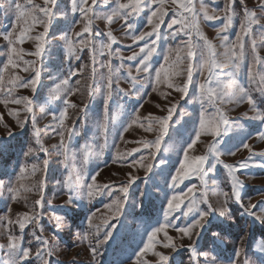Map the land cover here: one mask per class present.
Masks as SVG:
<instances>
[{
	"label": "rangeland",
	"instance_id": "rangeland-1",
	"mask_svg": "<svg viewBox=\"0 0 264 264\" xmlns=\"http://www.w3.org/2000/svg\"><path fill=\"white\" fill-rule=\"evenodd\" d=\"M23 2V0H21ZM34 3L43 6V0H33ZM127 2V0H122ZM199 8V0H193ZM205 3L211 10H217L221 19L206 21L200 18V27L207 38L212 41L216 48L217 57L222 59L224 48L222 40L217 36V30L224 23L223 8L225 0H205ZM259 0H245L246 6L250 10L258 9ZM0 29L8 30L13 25V13L9 10L6 0H0ZM68 6V0H58L57 7L64 9ZM110 4L107 7L111 8ZM98 8L104 6L97 3ZM168 10V16L165 17V23L161 26L162 36H168V39H162L159 42L157 53L151 60L152 74L160 68L164 63L163 57L167 48L176 49L180 40L186 39L182 34H178L176 39L169 36L170 30L167 24L175 11L176 6L171 4V0L165 5ZM233 8L237 12L233 24L225 33L229 42H235V37L239 34V25L242 19V8L240 0H235ZM147 11L142 13L134 21V31L136 33L142 31H150L147 25ZM79 21V14H69L68 16H59L49 28L47 43L45 45V55L42 58V65L37 61L36 67L41 71V83L36 93H32L31 89L22 87H14L9 83V78L19 76L20 81L17 84L28 80L34 73L29 70L23 71L22 60H18L19 67L9 68L8 73L0 72L3 83H0V101L5 99L11 100L13 97L27 96L32 101L33 113L28 114L24 111L23 104L0 103V181H3L4 187L0 188V245L7 246L9 244L8 234L21 236L18 221L23 220L24 214L40 213V225L43 227L41 234L36 229L37 235H42L43 239L49 242V248L52 255L46 257L49 264H134L136 254L147 243L146 234L154 227L165 222L164 211L166 210V201L171 195H179L187 192L189 187L195 186L197 196L200 194V179L196 175H191L185 179L183 183H178L175 187L171 183V177L175 175L180 162L183 160V152L188 142L194 138V133L198 127V119L201 111L199 100L198 82H204L208 76L204 71L203 77L196 71L197 62L200 59L199 54L193 61V84L189 87L187 97L182 93L175 91L173 88L167 87V82L159 85L154 80L144 79L141 73L138 77L139 83L136 85L139 89L138 96H124L118 91L116 78L114 77L113 95L108 101L109 121L106 147L103 155H96L100 145L104 144V136L100 133L99 125L103 121V113L105 106V91L103 85L106 83L105 76L108 69L102 67L103 62L111 60L114 72H117L119 79V88L130 91V82L127 79L125 70L120 69V59L116 56L111 58L107 54H101L99 42L106 40V31L111 30L117 38V43L113 44V50L119 51L125 58L131 55L132 50H138L145 44V41H139L133 44L129 36L125 35L122 28L123 21L116 20L111 26H107L102 19L94 21L93 29L101 31L100 37H92L95 46V64L90 60L89 48L79 49L83 46L78 45L77 51L81 59H68L63 47L64 41L61 39L63 33L68 32L69 28L75 25L74 32H80L83 28V22ZM133 22V21H130ZM264 23V20H262ZM179 27L174 26V28ZM259 25L253 27V32L257 35V45L259 56L264 58V46H261L259 33L257 29ZM19 31V29H18ZM43 32V26L37 25L23 44L17 45L23 50V60H37L35 56L26 53L34 52L38 41L34 37ZM87 34L85 33V37ZM74 40L78 37L73 36ZM197 37L194 35L193 40ZM246 61L239 74V82L249 88L251 94L256 100L257 107L264 112V95L256 91L257 84L249 85L247 78V67L251 60L252 53L250 49V40L245 37ZM7 44L0 37V69L6 62ZM184 58V63L180 64L171 76L175 86H183L187 77V58L186 51L180 53ZM176 53L172 54L170 63L174 60ZM128 66L135 68L137 61L124 60ZM83 65H87L83 72L77 71ZM95 68L93 75L92 68ZM69 70L75 71L70 80V87L75 90L74 95L67 96L69 103L76 104L75 109L69 108L68 119L65 120L67 127L75 125L80 130L79 136H74L70 141L65 133L66 143L69 144L70 159L68 161L70 169L80 168L84 176V183H92L95 177V189L97 192L91 198L82 197L68 203V195L64 181L67 171L64 168L63 157L59 149V135L53 132L57 122L53 116H59L65 107L63 94L58 99L50 102L48 97L51 90L60 80L68 75ZM221 71V70H217ZM231 71L230 66L225 67L221 71V80L227 82L229 77L225 75ZM135 75V71H133ZM258 79V78H257ZM79 80V83H77ZM89 86L92 87V96L88 95ZM9 88L13 91L9 93ZM153 88L156 90L153 91ZM229 92L230 89H225ZM176 105V111L169 122L168 135L161 143V150L155 156H149V151L154 149H144L143 142L155 141L159 135L158 125H153L152 131H146L148 126V117H166L168 109L172 105ZM87 105V108H85ZM44 107L45 111L41 112L40 108ZM223 110L229 116L232 122L231 130L228 135L222 136L219 149L224 152L221 157L223 163L235 165L240 161L252 157L250 167L242 169L237 173L243 181L244 187L240 190L241 202L247 206L249 204L256 205L251 211L260 214L261 208L264 207V167H257L256 164L264 163V157L252 155L247 149L241 147L247 142L258 153L264 151V140L260 139L264 134V121L256 119V113L250 110V106L244 104H226L222 106ZM80 109H84L83 112ZM214 109L209 108L208 113H212ZM19 113L14 118L10 113ZM138 113L139 120L132 124L126 132L123 128L136 119ZM244 113H248V117H244ZM35 116L37 126L41 129V137L47 152L39 150V146L35 143L34 130L31 122L32 116ZM27 117V122L23 128L17 124V119L23 121ZM141 124L144 127H141ZM59 131V129H57ZM11 132V135H9ZM121 136L123 139H121ZM215 138L210 135H202L200 140L193 148L188 150L189 159L205 155L207 147ZM140 142V143H138ZM87 144L93 151L87 165H81L82 149ZM29 148L36 149L33 153L25 155ZM139 148V152H133V149ZM235 155H231V152ZM145 155L147 159L144 164H152V171L148 172L145 167L135 163L141 156ZM48 161L46 172L43 170V161ZM215 165L214 170H209L210 165ZM33 165L36 166L35 174ZM26 167L27 172L21 173L20 169ZM208 172L205 177L208 188V203L212 205L214 211L208 217V223L205 229L199 233L193 234L192 239L183 236L176 230V227H183L188 224L192 216L183 217L181 212H175L168 218L176 227L167 229L168 236L172 238L173 248H164L163 243L167 240L163 233H159L152 250L145 252L141 257V264H158V257L153 252H161L171 257L169 264H231L235 257V252L241 246L240 241L243 238L244 254L239 257L242 264L245 256L250 264H264V254L258 251V247L264 246V224L259 223L253 217H249L243 212L240 204L233 199L224 202L222 195L217 192H231V180L227 169L223 164L216 163L214 157H209L205 165ZM99 173V175H97ZM135 177V183L129 187L127 202L116 217V206L114 201L125 198L123 193L119 191L120 186L128 185L129 180ZM20 178V183L16 180ZM20 188H31V191H23L20 188V196L16 200H12L13 193L9 191V185ZM108 185V188H104ZM42 186L43 206L35 205L34 202L40 199V187ZM111 190V195L107 192ZM185 205L188 203V197H185ZM112 205L111 208L108 206ZM200 208L208 210V205L200 203ZM10 209V211H9ZM223 209L230 210L226 215L221 216ZM183 211V207L182 210ZM12 220V224H8V220ZM56 217L61 218L63 227H57ZM91 218L92 226L88 224ZM34 225L28 224L23 231L22 247L32 249V255L25 260L23 264H37L34 253L39 247V242L32 236ZM99 231V236L95 235ZM112 231V237L108 243L97 247V254L93 256L92 247H96L97 240L103 238L106 231ZM213 233H218L214 236ZM87 235V239L85 236ZM183 245V247H181ZM189 245L196 249V256L189 248ZM204 254H207L206 256ZM8 248H0V261H8Z\"/></svg>",
	"mask_w": 264,
	"mask_h": 264
},
{
	"label": "snow or ice",
	"instance_id": "snow-or-ice-1",
	"mask_svg": "<svg viewBox=\"0 0 264 264\" xmlns=\"http://www.w3.org/2000/svg\"><path fill=\"white\" fill-rule=\"evenodd\" d=\"M9 10L13 13V25L8 30L0 29V37L3 41L6 42V62L3 64L0 72L8 73L9 68L19 67L18 60H22L23 71L28 72L31 70L34 75L26 81H23L17 84L20 81L19 76H13L9 78V83L14 87H22L25 89H31L32 93H36L38 87L41 83V71L36 67L37 61H40L42 65V58L45 55V45L47 43V36L50 26L59 16H68L69 14L75 15L79 14V21L77 23L83 22V28L80 32H74V27L69 28L68 32L62 34L61 39L64 41L63 47L68 59L80 60L81 56L77 51V46H83L79 51H83V48H89L90 60L91 63L95 64V46L92 41V37H100L102 35L101 31L96 30L94 32L93 25L94 21L102 19L106 22L107 26H111L114 21L122 20V28L125 31V35L129 36L133 41V44H137L139 41H145V44L138 48V50L133 49L131 55H128L126 58L119 52L114 51L112 45L117 43V38L113 35L111 30L106 31L105 35L106 40H101L99 42V49L101 54H107L110 58L116 56L120 59V69H123L127 73V79L130 82V91H125L123 88H119V75L117 72L113 71L111 60L102 63V67L107 68V74L105 76L106 83L103 85V88L106 89L105 95V106L103 113V121L99 125L100 133L104 136V144L100 145L99 151L96 152V155H103L104 148L106 147L107 142V133H108V121H109V111H108V101L111 100L113 95V83L114 77L116 78L117 88L120 93L124 96H138L139 89L136 85L139 83L138 77L141 73L144 74V79L154 80L155 84L159 85L161 83L167 82L168 88H173L175 91L182 93L184 97L188 96L189 87L193 84V61L197 58L199 54L200 59L197 62L196 71L199 72L200 76L203 77L204 71L206 70L208 76L204 82H198V91H199V100L201 104V111L198 119V127L194 133V138L191 139L184 152L183 160L180 162L178 169L175 171V175L171 177V183L175 187L178 183H183V181L189 178L191 175H196L200 179L201 190L199 196H197L195 186L189 187L187 192L179 195H171L166 201V210L164 211L165 222L154 227L150 232L146 234L147 243L136 254L134 264H141V257L145 252H148L153 249L154 242L157 240L159 233H163L167 242L163 243L164 248H173L175 245L172 242V238L168 236L167 229L170 227H176L168 218L172 216L175 212H181L183 217L192 216L191 221L183 227H176V230L186 236L188 239H192L194 233L199 235L202 232L206 224L208 223V217L212 214L214 209L212 205L208 203V188L207 181L205 177L208 172L205 169V165L208 162L209 157H214L216 163L223 164V167L227 169L230 180H231V192H217L215 194L222 195L224 197V202L227 203L229 199H233L236 203L240 204V207L243 209V212L249 217H253L256 221L261 224H264V207L261 208L260 214H257L251 209L256 208V205L249 204L245 206L241 202L240 190L244 187L243 181L237 175L238 172L242 169H247L250 167L252 162V157L244 161H240L235 165L223 163L221 157L224 155L219 149V144L221 143L222 136L228 135L232 127V122L229 119V116L223 110L222 106L226 104H244L250 106V110L256 113V119L264 121V112L260 111L257 107L256 100L249 88L245 87L239 82V74L242 71L243 66L246 61V48H245V37L250 40V49L252 53L251 60L248 63L247 67V78L249 85L257 84L256 91H259L264 95V58L259 56V50L257 45V35L253 32V27L259 25L257 32L259 33V39L261 41V46H264V0H259L258 9L260 15H258L257 10H250L246 4L245 0H240L242 8V19L239 25V34L235 37V42H229V37L227 35L221 36V33L227 32L230 26L233 24L234 18L237 16L236 10L233 8L235 0H225V6L223 8V20L224 23L217 30V36L222 40V47L224 52L222 54V59L217 57V52L214 44L210 41L207 36L203 33L200 27V18L202 13V18L206 21H213L221 19L222 17L217 13V10L212 9L210 14V9L205 3V0H199V8L196 4L193 3V0H171V4L175 5V11L173 12L172 17L170 18V23L167 24V28L170 30L169 36L172 39H176L178 34H182L186 39H182L179 42V45L176 49L171 47L167 48L166 54L163 57L164 63L160 66L158 70L152 74L151 60L153 56L157 53L159 47V42L162 39H168V36H162L160 31L161 26L165 23V17L168 16V10L165 8V5L168 3V0H127V2H122V0H100V4L103 5V8H98V0H68V6L64 9H59L57 7L58 0H43V6L38 5L33 2V0H6ZM112 4L111 8L107 6ZM3 5H0L2 7ZM147 11V25L150 26V31H142L136 33L134 31V21L142 13ZM133 21V22H130ZM37 25L43 26V32L38 36L34 37L38 43L34 52L26 53L27 55L35 56L37 60L29 61L23 60V50L19 49L17 45L23 44L27 39H32L29 36V33L34 30ZM179 26L174 28V26ZM19 29V31H18ZM85 33L87 36L85 37ZM196 36L197 39L194 41L193 36ZM73 36L78 37V40H74ZM186 51L187 58V77L186 82L183 83V86H175L172 82L171 76L173 74L178 75V72H175V69L179 67L180 64L184 63V58L181 57L180 53ZM176 53L174 60L170 63L172 54ZM128 61H137L138 63L133 69V67L128 66L124 63V60ZM231 68L229 73H226L229 77L227 82L221 80V71L225 67ZM87 65H83L77 71L83 72L84 68ZM221 71H217V70ZM135 71V75H133ZM92 73L94 75L95 68H92ZM76 75L75 71L69 70L68 75L60 80L59 83L51 90V93L48 97L49 101H55L60 97L61 94L65 96L64 104L65 107L60 112L59 116H53V119L57 122L56 127L52 129L53 132H56L59 135V149L60 154L63 157L64 168L67 171L66 179L64 181L66 192L68 195V203H72L73 200L79 199L82 197L91 198L97 194L94 191L95 177L92 178V183H84V176L80 171V168L70 169L69 159H70V150L69 144L66 143L65 133H67V138L70 141L74 136L80 135V130L73 125L72 127H67L65 125V120L68 119V110L69 108L75 109L76 104L69 103L67 96L74 95L75 90H73L70 85L71 78ZM258 78V79H257ZM0 83H3V78L0 76ZM79 83V80H77ZM13 88H9V93L13 91ZM225 89H230L229 92H226ZM156 89L153 88V91ZM93 89L89 86L88 95L92 96ZM15 103L17 105L23 104L24 111L28 114L33 113V101L27 97H13L11 100H3L0 103ZM87 108V105H85ZM212 108L214 111L208 113V109ZM41 112H44V107L40 108ZM81 112L84 109H80ZM176 111V105H172L168 109V115L166 117H151L147 119L149 121L146 131H152L153 125H158L159 135L155 141L143 142L144 149H154L149 151V156H155L156 153H159L161 150V143L164 138L168 135L169 122L172 119L173 114ZM14 118L19 116V113H10ZM245 118L248 117V113L243 114ZM2 119V116H0ZM139 120L138 113L136 114V119L131 123H128L126 127L123 128V131H127L132 127L133 123H136ZM27 122V117L23 121L17 119V124L20 128L25 126ZM35 143L39 146V150L47 152L48 149L44 146L41 137V129L37 126V121L33 115L31 118ZM141 127H144L141 124ZM59 129V131H57ZM11 135V132H9ZM202 135H210L215 139L207 147V153L202 156L195 157L190 160L188 156V150L194 147V145L200 140ZM121 139L123 137L121 136ZM261 140H264V134L260 136ZM140 143V142H138ZM241 147L247 149L252 155H259L264 157V151L255 153L253 149L247 142H244ZM36 151V149L29 148L25 155H29ZM133 152H139L140 149L136 148L132 150ZM235 155L233 151L230 153ZM93 155V151L89 145L85 144L82 149V159L81 165H87L89 162L90 156ZM147 157L143 154L139 157L135 163L140 164L142 167H145L148 172L152 171V164H144V161ZM48 166V161H43V170L46 172ZM257 167H264V163L256 164ZM215 165H210L209 170H214ZM36 166L33 165V172L35 174ZM21 173L27 172V168L23 167L20 169ZM99 175V173H97ZM135 177H132L129 180L128 185H122L119 188V191L123 193L124 200L114 201L116 206L115 216L118 217L121 214V211L124 207V204L127 202L129 187L131 184L135 183ZM16 183H20V178H17ZM4 187L3 181H0V188ZM104 188H108V185H104ZM20 188L23 191H31V188H24L23 185H20ZM20 188L9 185V191L13 193L11 196L12 200H16L20 196ZM40 199L35 200V205L43 206V195H42V186L39 189ZM108 195H111V190L107 192ZM185 197H188V203L185 205ZM200 203H205L208 205V210H203L200 208ZM109 208L112 205L108 206ZM183 207V211L182 210ZM10 211V209H9ZM230 210L223 209L220 212L221 216L226 215ZM8 220V224H12L13 221L5 217ZM57 227H63L60 217H56ZM28 224H33L32 236L36 241L39 242V247L35 250L34 256L37 264H49V260L46 257H50L53 253L49 248V242L47 239H43L42 235L36 234V229L38 228L40 233H43V227L40 225V213L35 212V214L29 215L24 214L23 220L18 221V226L21 232V236H16L11 233L8 234L9 244L7 246L0 245V248L7 247L9 259L8 261H0V264H23V262L30 258L32 255V249L22 247L23 231L28 226ZM88 224L92 226V220L89 218ZM95 235L99 236V231ZM214 236H218V233H213ZM112 237V231H106L103 235V238L97 240L96 247L91 248L93 256L97 254V247L108 243ZM87 235L85 239H87ZM241 246L235 252V257L231 264H241L239 257L244 254L245 249L243 247V238L240 241ZM183 247V245H181ZM189 248L193 254V257L196 256V249L189 245ZM258 251L261 254H264V246L258 247ZM153 255L158 257V264H169L171 259L170 256L165 255L161 252H153ZM205 256L207 254H204ZM242 264H250L249 260L245 256Z\"/></svg>",
	"mask_w": 264,
	"mask_h": 264
}]
</instances>
